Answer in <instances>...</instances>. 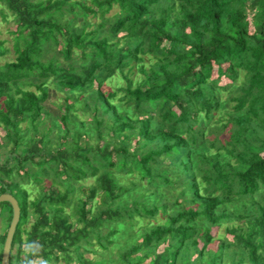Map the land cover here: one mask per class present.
<instances>
[{"label":"trees","instance_id":"1","mask_svg":"<svg viewBox=\"0 0 264 264\" xmlns=\"http://www.w3.org/2000/svg\"><path fill=\"white\" fill-rule=\"evenodd\" d=\"M0 14L17 26L4 64L0 39L14 264H104L85 253L119 235V264H264V0H0Z\"/></svg>","mask_w":264,"mask_h":264},{"label":"rangeland","instance_id":"2","mask_svg":"<svg viewBox=\"0 0 264 264\" xmlns=\"http://www.w3.org/2000/svg\"><path fill=\"white\" fill-rule=\"evenodd\" d=\"M116 9L113 11V13L116 11ZM94 20L98 21L99 18L93 19V21ZM16 28H17V26H16L15 22L13 21L12 17H10L9 15L7 17H4L0 14V39L6 40L5 47H7L9 49V52L3 58V60L1 61V64L6 63L7 61H11V60L15 59V57H16V53L14 50V41L15 40H14V36H13V32L16 30ZM62 95L63 94L52 93V99L49 102H47L48 108L53 113L51 118H55L56 120L59 118L60 113H61L59 106L63 103V99H62L63 96ZM23 126H24V128H26L27 124L23 123ZM24 132H26L28 134V136L33 135V132L31 130L25 129ZM2 133L3 132L0 131V136L3 135ZM54 135L55 134L52 133L51 137L54 139L53 143L55 145V136ZM8 153H9L8 149H4V150L0 151V164L3 163L5 157ZM31 198H33V197H31ZM20 202H21V200H20ZM0 210L2 211V216H0V219H4V221L6 222L5 223V227H6L5 229H6V231H8L7 228L9 229V227H10V224H11L10 217H11V214L13 216V210L11 209V207L9 205H7L5 203L1 204ZM30 225H31V223H29L27 225V224L23 223V221H22V224H20L19 228L22 231V235L24 238H26V235H27L26 231L28 230V227H30ZM214 229H215L214 231L217 230L216 228H214ZM128 239H129V236L124 237L122 235H119V236H117V239L115 238L116 245L112 246L109 250H103L101 248H95L97 253H90V252L85 253V257H89V258L97 259V260H104L105 261L104 264H119L116 261V259L118 258V252L120 250V246H121V244H125ZM3 247H4V245L0 246V252H1V248L3 251ZM93 247H95V246H93ZM13 260L14 259H13V252H12V263L11 264H14ZM1 262L2 261H0V263ZM58 264H66V263L62 260ZM74 264H76V263H74Z\"/></svg>","mask_w":264,"mask_h":264},{"label":"water","instance_id":"3","mask_svg":"<svg viewBox=\"0 0 264 264\" xmlns=\"http://www.w3.org/2000/svg\"><path fill=\"white\" fill-rule=\"evenodd\" d=\"M2 203H9L11 205L13 210V217L4 243L1 264H11L12 245L18 224L21 219V208L19 205V201L9 193L0 195V205Z\"/></svg>","mask_w":264,"mask_h":264},{"label":"crops","instance_id":"4","mask_svg":"<svg viewBox=\"0 0 264 264\" xmlns=\"http://www.w3.org/2000/svg\"><path fill=\"white\" fill-rule=\"evenodd\" d=\"M0 216H2V211L0 210ZM5 221L4 219H0V246H3L4 243H5V236L7 235V232L6 231V227H5ZM8 230V228H7ZM6 231V232H5ZM3 244V245H2ZM4 248V247H3ZM2 254H3V251H2V248H1V252H0V261H2Z\"/></svg>","mask_w":264,"mask_h":264}]
</instances>
